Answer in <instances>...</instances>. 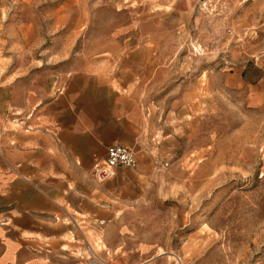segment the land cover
Listing matches in <instances>:
<instances>
[{"label":"rangeland","instance_id":"obj_1","mask_svg":"<svg viewBox=\"0 0 264 264\" xmlns=\"http://www.w3.org/2000/svg\"><path fill=\"white\" fill-rule=\"evenodd\" d=\"M110 85L145 155L108 178L122 213L76 223L65 264H264V0H0L1 143Z\"/></svg>","mask_w":264,"mask_h":264},{"label":"crops","instance_id":"obj_2","mask_svg":"<svg viewBox=\"0 0 264 264\" xmlns=\"http://www.w3.org/2000/svg\"><path fill=\"white\" fill-rule=\"evenodd\" d=\"M109 87L112 94L87 99L92 109L83 108L86 100L60 97L37 107L25 131L14 133L16 142L0 138V264H65L60 255L78 240L76 223L97 226L120 215L124 198L111 179L95 178L93 164L117 141L135 151L131 169H139L145 153L134 146L144 122L136 105ZM101 100L104 113L95 108Z\"/></svg>","mask_w":264,"mask_h":264},{"label":"built area","instance_id":"obj_3","mask_svg":"<svg viewBox=\"0 0 264 264\" xmlns=\"http://www.w3.org/2000/svg\"><path fill=\"white\" fill-rule=\"evenodd\" d=\"M136 164L135 151L115 141L106 146L104 157L93 164V174L97 180L101 181L114 175L116 167L119 165L133 168Z\"/></svg>","mask_w":264,"mask_h":264},{"label":"bare ground","instance_id":"obj_4","mask_svg":"<svg viewBox=\"0 0 264 264\" xmlns=\"http://www.w3.org/2000/svg\"><path fill=\"white\" fill-rule=\"evenodd\" d=\"M179 259V258H178ZM177 260V257H176ZM91 264H99L96 260L91 261ZM178 264H182L180 260H178Z\"/></svg>","mask_w":264,"mask_h":264}]
</instances>
